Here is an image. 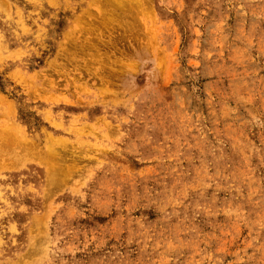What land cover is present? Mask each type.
<instances>
[{"label":"rangeland","instance_id":"obj_1","mask_svg":"<svg viewBox=\"0 0 264 264\" xmlns=\"http://www.w3.org/2000/svg\"><path fill=\"white\" fill-rule=\"evenodd\" d=\"M0 264H264V0H0Z\"/></svg>","mask_w":264,"mask_h":264}]
</instances>
